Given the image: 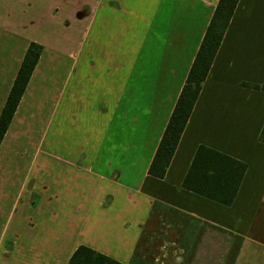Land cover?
<instances>
[{
  "label": "crops",
  "instance_id": "1",
  "mask_svg": "<svg viewBox=\"0 0 264 264\" xmlns=\"http://www.w3.org/2000/svg\"><path fill=\"white\" fill-rule=\"evenodd\" d=\"M219 0H0V264H264V0H239L166 174L150 165ZM200 145L247 164L230 205L183 186Z\"/></svg>",
  "mask_w": 264,
  "mask_h": 264
},
{
  "label": "trees",
  "instance_id": "2",
  "mask_svg": "<svg viewBox=\"0 0 264 264\" xmlns=\"http://www.w3.org/2000/svg\"><path fill=\"white\" fill-rule=\"evenodd\" d=\"M239 0H219L195 60L169 118L149 168V174L163 178L175 153L181 135L199 97L226 29ZM42 45L31 42L0 114V144L11 123L19 101L39 60ZM264 89L263 84L251 85ZM264 142V128L260 135ZM247 164L220 151L200 145L183 186L221 203L230 205L237 193ZM70 264H123L87 245H80Z\"/></svg>",
  "mask_w": 264,
  "mask_h": 264
}]
</instances>
